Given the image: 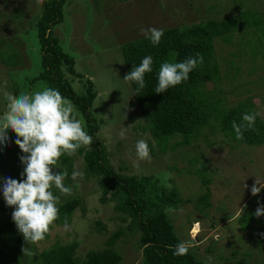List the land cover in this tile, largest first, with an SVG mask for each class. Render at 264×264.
I'll return each mask as SVG.
<instances>
[{"label": "rangeland", "instance_id": "rangeland-1", "mask_svg": "<svg viewBox=\"0 0 264 264\" xmlns=\"http://www.w3.org/2000/svg\"><path fill=\"white\" fill-rule=\"evenodd\" d=\"M40 10L39 0H0V113L6 106L4 91L15 95L47 87L34 80L41 70L35 28ZM63 12L62 21L52 27V36L74 60V73H66L74 91L81 95L88 80L93 82L96 95L90 110L98 122L94 136L103 145L113 169L138 178L153 176L158 191L166 193L167 200L172 188L178 191L182 197L179 199L184 201H174L175 207L167 209L168 215L175 233L190 243L189 250L205 263L264 261V245L254 231L240 230L245 219L242 216L251 214L254 221L257 207L264 205V143L236 144L216 128L215 133L206 131L209 145L200 139L171 149L170 145L180 140L176 136L161 153L150 134L142 129L144 121L132 87L123 79L126 72L120 49L122 43L144 36L142 29L183 27L223 18L250 26L248 21L257 23L261 17L255 28L236 27L228 43L214 40L222 82L217 92L212 90V82L206 88L212 99H218L219 107L252 98L264 125V0H67ZM75 109L85 124L84 116L76 106ZM121 130L126 133L123 139ZM8 136L7 146L0 145V223L11 220L14 211L3 197L4 178H25L21 176L24 165L20 161L24 153L15 144L16 134L9 130ZM140 139L147 141L151 159L134 166L135 144ZM71 158L74 161L65 185L71 188V194L51 189L59 197L58 205L72 196L80 199L69 222L57 219L45 239L35 244L10 242L0 233V264H44L42 251L71 242H77L75 253L83 258L89 250L103 248L119 227L124 228V233L116 240L115 249L125 264L139 262L137 233L128 231L133 215L116 209L111 192L102 194L104 188L97 176L83 174L84 162L78 154ZM202 166L203 176L209 180L206 184L200 178ZM60 169L66 172V166L61 164L53 170ZM73 171L82 173V178L73 180ZM256 181L261 190L254 196L251 187ZM207 190L209 205L202 209L199 204L201 210L196 209L198 196ZM187 212H194V222L187 221ZM24 248L31 255L24 253Z\"/></svg>", "mask_w": 264, "mask_h": 264}, {"label": "trees", "instance_id": "trees-1", "mask_svg": "<svg viewBox=\"0 0 264 264\" xmlns=\"http://www.w3.org/2000/svg\"><path fill=\"white\" fill-rule=\"evenodd\" d=\"M67 0H42L41 10L35 23L40 46L41 60L40 72L34 80L42 81L47 87L58 90L64 98L70 99L85 119V128L93 137V143L88 148H81L77 154L84 162L83 174L97 176L103 186L102 194L112 193L116 199V209L133 215V221L128 225V231L137 233V248L140 250L139 262L136 264H207L191 250L186 255H173L174 247L183 241L180 234H176L175 225L171 221L167 209L175 207L174 201L182 197L175 189L170 190L168 200L166 193L158 191V182L153 176L138 178L136 175L121 174L113 169L106 158L103 145L98 143L94 133L98 122L91 113L92 101L96 95L93 82L88 80L83 94H77L67 79V72L74 73L73 58L63 51L56 38L52 36V27L63 19V9ZM257 23L262 20L258 17ZM250 26L236 24L230 18L220 20L207 19L203 22L191 23L183 27L172 26L163 28L164 35L159 45L153 46L145 36L126 41L121 44V53L126 74L133 65H139L145 56L153 58V71L146 73V86L137 92V84L129 82L137 101L142 120V129L150 134L158 150L166 151L170 139L179 137L180 140L171 144L173 149L177 144L190 145L193 140H204L211 144L207 132L218 130L230 141L236 144L261 145L264 143V125L258 116L254 130L244 131V138L237 140L232 128V121L238 124L246 112L255 111L252 98L244 99L234 106L223 105L219 107L218 99L208 95L206 85L214 84L213 91L217 92L222 82L221 70L214 40L216 38L228 43L236 27L249 30L255 28V22L248 21ZM256 23V24H255ZM197 53L203 56V64L198 65L190 74L189 79L176 87L170 88L166 93L154 92L157 86V74L162 62H181ZM218 130H217V129ZM193 160L196 161V158ZM73 161L71 157L61 156L58 164L66 166V173H71ZM59 171L64 172L63 169ZM58 171V172H59ZM200 178L208 183V177L203 176L204 167H200ZM67 176L65 185H67ZM67 182V183H66ZM159 192V193H158ZM180 197V199H179ZM210 193L207 190L198 196L196 209L201 210L209 205ZM170 201V202H169ZM173 204H172V203ZM80 199L76 196L68 198L58 205L59 218L69 222ZM118 207V208H117ZM190 216L187 221L194 222V212H187ZM243 225L240 230L251 229L257 235L260 243L264 245V215L259 218L251 214H244ZM254 222V226L252 223ZM197 225V224H196ZM179 232V231H178ZM0 233L7 241L26 243L18 231L15 222L7 220L0 223ZM124 233L119 227L105 242V246L97 250H89L83 258H79L75 251L77 242L56 244L41 252L44 264H125L122 256L115 249L116 240ZM191 241V240H189ZM238 264H264V261Z\"/></svg>", "mask_w": 264, "mask_h": 264}, {"label": "clouds", "instance_id": "clouds-1", "mask_svg": "<svg viewBox=\"0 0 264 264\" xmlns=\"http://www.w3.org/2000/svg\"><path fill=\"white\" fill-rule=\"evenodd\" d=\"M39 2L42 3V0ZM142 32L153 46L159 45L164 35L163 29L155 27L142 29ZM203 62L200 53L181 62H162L154 92L166 93L170 88L187 81L189 74ZM152 65L153 58L145 56L139 65H133L123 79L135 82L139 92L146 86L145 75L153 71ZM3 99L6 106L0 113V145L7 146L9 130L16 134L15 144L24 153L20 161L24 165L21 176L25 177L22 180L4 178L3 197L8 206L14 207L12 220L26 243L35 244L45 239L50 225L59 218V197L51 189L55 187L62 194H71V188L64 184L68 174L53 169L58 168L61 156L72 157L81 148L90 149L93 137L85 130L75 106L54 88L46 87L31 93L22 91L15 95L4 91ZM259 115L255 111L246 112L239 124L232 121L237 140L244 138V131L254 130ZM125 134L123 130L119 133L122 139ZM150 152L147 141L138 140L135 144L134 166H138L139 161L150 160ZM82 175L73 171L71 178L76 180ZM257 185H260L258 181L251 187L254 196L264 187ZM261 215H264V205L258 206L255 211L257 218ZM190 247V243L180 241L174 247L173 255H186ZM23 252L31 255L26 248Z\"/></svg>", "mask_w": 264, "mask_h": 264}]
</instances>
